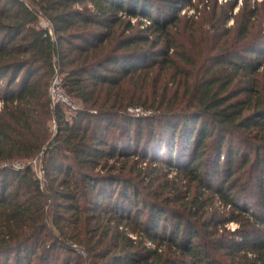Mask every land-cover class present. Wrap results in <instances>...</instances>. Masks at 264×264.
<instances>
[{
    "label": "trees",
    "instance_id": "obj_1",
    "mask_svg": "<svg viewBox=\"0 0 264 264\" xmlns=\"http://www.w3.org/2000/svg\"><path fill=\"white\" fill-rule=\"evenodd\" d=\"M188 1L0 0V264H264V33L252 35L248 10L231 42L216 38L204 60L191 35L197 21L186 20L188 34L179 26ZM119 12L149 24L135 29ZM56 72L82 105L70 118L50 100ZM37 155L44 183L27 162ZM136 155L214 191L239 228L217 234L206 222L208 240L197 223L141 197L133 178L114 172ZM249 185L254 213L241 198Z\"/></svg>",
    "mask_w": 264,
    "mask_h": 264
},
{
    "label": "rangeland",
    "instance_id": "obj_2",
    "mask_svg": "<svg viewBox=\"0 0 264 264\" xmlns=\"http://www.w3.org/2000/svg\"><path fill=\"white\" fill-rule=\"evenodd\" d=\"M229 4H232V9L229 12L232 17H229L223 22L221 11L226 10ZM75 7L80 9L81 5H76ZM242 10L243 15H241ZM248 10L255 13V17L251 19V23L249 24L252 30V35H257L259 30H262L264 33V0H189L186 4L179 8L178 15L183 17L179 26L182 27V30L185 29L183 32H186L187 27L190 25V22L186 20L193 19L197 21V23L193 25L195 32L191 35L195 36L194 41L198 43V48L203 49L205 60L209 57L208 55H212L217 52L216 49H214L216 46H219L218 44H214L216 38H220V44H222V42L226 39L228 42H231L232 36L236 31H238L239 27H241L242 23L245 21ZM118 15L122 20H129L131 24H134L135 29L143 28L149 24L147 19H142L141 17L122 15L120 12ZM138 22H140V24H137ZM38 23L42 28L48 29L49 34L53 39H55L53 31L51 30V24L48 20L40 17ZM116 28L118 29L119 27ZM129 32L131 31L128 30L126 34ZM172 32H174V30H172ZM188 33L190 32L187 31L186 34ZM202 33H204V40L200 41V37L203 36ZM185 36L188 37V35ZM186 46L190 48V44L187 45V42ZM193 54H198L199 56L200 51H194ZM257 72L260 76L259 86L263 90L264 61L262 66L258 68ZM54 76L62 78V75L58 72H56ZM69 101L72 102L71 105H73V107L64 104V109L65 115L70 118L75 109L81 108L82 105L75 100L73 101L69 99ZM129 111L142 115L150 114L149 111H142L141 108L129 109ZM48 124L52 132L56 131L57 127L53 121H50ZM165 153H162L159 156H164L165 159L167 158ZM40 158L41 157L37 155L27 162L32 166L35 176L39 178L42 183H44L46 179L42 173ZM138 158L139 156L137 155L120 157L116 162L117 169L114 172L133 178L141 197H146L147 199L156 198V200L161 203L162 207H164L169 214L175 210L177 213L189 218L192 222L197 223V229L203 237L205 236L208 240L212 238L211 235L207 234L209 229L214 232L217 231V234L225 235L226 232H232L239 228V224L237 222L228 221L231 216L235 215L233 214L234 211L231 205L222 202L218 196L215 195L214 191L199 187L195 181L189 179V177L182 171L178 172V169L173 166L169 167L156 162L155 160L150 163L146 160L144 162ZM219 161H222V158ZM110 162H112V160ZM12 164L13 166L18 165L16 162ZM244 172V170H241L235 175L241 179L240 181L242 183L247 182L248 174H244ZM165 181L169 184H166ZM210 181L213 186L212 189H216L214 183L212 182V177ZM257 193L258 189H256L253 185H249L247 193L241 197L243 198L242 201L244 200L243 203L247 204L249 207L248 213L255 212L253 211L254 209L251 208H253L252 205L255 203V195ZM196 197H198V203L192 201ZM206 222L207 224L208 222L210 224L212 222V225L211 227L209 226L208 230L204 225ZM118 229L125 230V232L131 235V237H135L134 233L130 231V227L126 226L124 223H120ZM237 240L239 241L240 239ZM145 243L147 246H153L147 241ZM78 252L83 254L82 250H78ZM225 255L226 254L223 251L215 253V257L221 261L226 260Z\"/></svg>",
    "mask_w": 264,
    "mask_h": 264
},
{
    "label": "built area",
    "instance_id": "obj_3",
    "mask_svg": "<svg viewBox=\"0 0 264 264\" xmlns=\"http://www.w3.org/2000/svg\"><path fill=\"white\" fill-rule=\"evenodd\" d=\"M49 95L53 105L57 103H63L73 107V105H71L72 102L69 101V98L63 92L61 78H58L57 76H54L51 81ZM19 165L20 164L14 166V168L21 167Z\"/></svg>",
    "mask_w": 264,
    "mask_h": 264
}]
</instances>
